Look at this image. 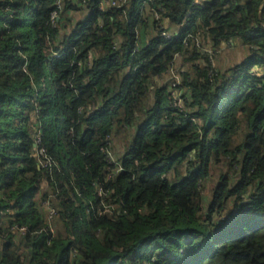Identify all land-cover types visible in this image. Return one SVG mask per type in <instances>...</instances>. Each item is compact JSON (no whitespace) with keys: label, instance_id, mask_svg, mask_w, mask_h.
I'll use <instances>...</instances> for the list:
<instances>
[{"label":"trees","instance_id":"16d2710c","mask_svg":"<svg viewBox=\"0 0 264 264\" xmlns=\"http://www.w3.org/2000/svg\"><path fill=\"white\" fill-rule=\"evenodd\" d=\"M107 1L0 0V264H264V0Z\"/></svg>","mask_w":264,"mask_h":264},{"label":"built area","instance_id":"2783aa9c","mask_svg":"<svg viewBox=\"0 0 264 264\" xmlns=\"http://www.w3.org/2000/svg\"><path fill=\"white\" fill-rule=\"evenodd\" d=\"M127 0H108L107 2H105L106 6H113V5H118L119 7L123 4L126 3ZM82 3H86V0H83ZM85 5V4H84ZM163 8L159 7V11L163 12ZM158 10L154 11V12H148L146 15L151 14L154 18L156 19H160L161 14ZM125 14V12H123V15ZM54 16H56V13H54ZM139 31H141V27L140 25L137 27ZM161 35L167 39V40H171L173 39V33L169 30V29H161L160 30ZM193 38L194 39V43L196 45V47L200 48L203 47L202 45V39L200 35L197 36H193L191 34L187 35L184 38V41L187 42L188 38ZM233 43H231L232 45ZM205 50L206 53L208 54H213V52L215 50L211 49L210 47H204L203 48ZM168 78L170 81V86L172 89V92L174 94L175 97V104L180 105V106H184V101L188 100V95L186 96L184 93V90H181L180 86H181V81H182V70L177 67V68H173L171 69V71L168 74ZM195 120V119H193ZM107 139V135L105 136L104 139L99 138L98 141L105 142V140ZM94 140V134L91 136V138L89 139L90 143H93ZM99 142V144H101ZM35 147H36V153H37V157H38V163H39V167L40 168H48L49 166H51L53 164V160L51 158V156L48 155L46 148L42 145V132L41 130H39L37 136H36V140H35ZM92 151V150H90ZM110 160L114 161L113 156H110ZM59 202V197H57L55 194L50 193V195L43 199L42 204L44 207H46L48 209V222L50 225V229L52 232V236L56 235V230L57 227L55 226V222L54 219L57 215V207L56 204ZM13 230H15L18 233H25L29 230L28 226H19V225H14L12 227Z\"/></svg>","mask_w":264,"mask_h":264},{"label":"rangeland","instance_id":"374dc122","mask_svg":"<svg viewBox=\"0 0 264 264\" xmlns=\"http://www.w3.org/2000/svg\"><path fill=\"white\" fill-rule=\"evenodd\" d=\"M82 17H83V15H82V13L80 11H71V12H68V13L66 12L65 13V17H64V21H65L66 24L64 25V27L67 28V30L72 29L75 26V24H77L81 20ZM202 41H203V39H202ZM228 47L229 48H232V47H234V45H228ZM247 51L248 50L242 51V52H243V54H245V53L247 54ZM223 53H224V51L222 50L221 53L219 54V60H220V62H219V60H216L215 61L216 62L215 65L217 67H223V61H225L224 58L222 59ZM239 61H242V60L240 59ZM225 64H226V62H225ZM154 81H153V79L151 80V83L153 85H154ZM157 83L159 85H161V84L166 83V81L164 79L161 80V78H160V79L157 80ZM104 123H105L104 121H100V120H99V122H95V133H94V140L95 141L98 140L99 138H101V139H104L105 138V131L106 130H103L104 133H102V131L100 130V127L102 129L105 128V125H103ZM96 128H98V129L96 130ZM122 146H123V143L122 142H120V143H117L116 142L117 149L121 150L122 149ZM223 167H224L223 164L220 165V166L217 165V166L212 167L211 168V171H210V176H209L210 179H209V182H207V183L203 182L204 188H202V195H203V199L205 200V203L206 204L209 203V201H210V199H211V197L213 195V189L215 187V183H217L216 181L219 180L218 177L222 173L220 171H223ZM105 205H107V204L105 203Z\"/></svg>","mask_w":264,"mask_h":264},{"label":"crops","instance_id":"0c3cea01","mask_svg":"<svg viewBox=\"0 0 264 264\" xmlns=\"http://www.w3.org/2000/svg\"><path fill=\"white\" fill-rule=\"evenodd\" d=\"M81 13H82V15H84L83 11ZM167 25H169V24L167 23ZM222 50L224 51L222 59L224 58V60H225V61H223V68L224 69H228L231 66L242 62L239 60L240 59L243 60L245 55H246V53L243 54V52H242V51H246V50L244 48H242L239 43H236V45H234V47H232V48H229L228 45H226L224 43L222 45ZM218 60H219V58H218ZM179 61H180V59H179ZM179 61H178V65L180 64ZM219 62H220V60H219ZM225 62H226V64H225ZM165 78L168 79V75H166ZM100 121H103V120H100ZM97 129L98 128H96V130ZM42 201H43V199H42ZM42 201H41V204H42ZM42 208H43L42 211L44 212V217H47L48 216V209L46 207H44L43 204H42ZM53 219L56 222L57 219H55V218H53Z\"/></svg>","mask_w":264,"mask_h":264}]
</instances>
